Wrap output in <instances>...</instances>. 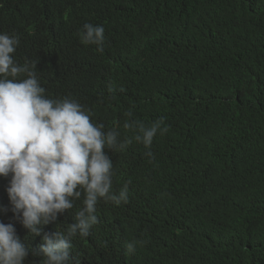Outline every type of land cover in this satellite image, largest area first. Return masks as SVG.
<instances>
[{"label":"trees","instance_id":"obj_1","mask_svg":"<svg viewBox=\"0 0 264 264\" xmlns=\"http://www.w3.org/2000/svg\"><path fill=\"white\" fill-rule=\"evenodd\" d=\"M85 23L104 27L103 52L81 43ZM0 33L19 36L14 59L37 62L46 97L76 100L131 140L105 149L112 192L127 183L128 200L98 201V223L72 240L75 260L264 264V0H0ZM158 119L168 131L151 149L124 126ZM9 179L0 222L36 250L42 239L14 214ZM83 199L43 231L66 232ZM42 260L30 251L24 264Z\"/></svg>","mask_w":264,"mask_h":264},{"label":"clouds","instance_id":"obj_2","mask_svg":"<svg viewBox=\"0 0 264 264\" xmlns=\"http://www.w3.org/2000/svg\"><path fill=\"white\" fill-rule=\"evenodd\" d=\"M79 36L81 43L103 52L102 25L85 23ZM19 43L18 35L0 33V177H10L6 191L12 210L42 243L29 249L13 224L0 222V264H24L30 251L43 257L42 264H80L71 255L72 240L90 235L98 223V201L119 206L128 200L127 183L118 195L112 192L113 161L105 149L123 151L131 140L120 141L115 128L105 132L102 124L92 123L90 113L76 100L46 97L35 71L37 62L20 65L14 59ZM125 115L131 117L132 112ZM162 125L158 119L150 126L140 121L124 126L134 129V139L151 149L157 134L168 131ZM146 155L153 157L151 151ZM82 194L83 206L73 217L76 223L66 232L43 231ZM138 243L128 242L127 253H134Z\"/></svg>","mask_w":264,"mask_h":264}]
</instances>
